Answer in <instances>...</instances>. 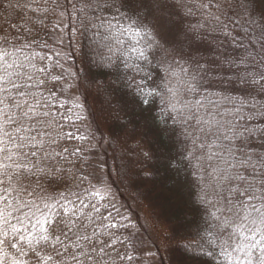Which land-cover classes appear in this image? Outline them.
Instances as JSON below:
<instances>
[{
  "label": "snow or ice",
  "instance_id": "6c2138e0",
  "mask_svg": "<svg viewBox=\"0 0 264 264\" xmlns=\"http://www.w3.org/2000/svg\"><path fill=\"white\" fill-rule=\"evenodd\" d=\"M65 18L111 53L83 91ZM96 143L188 189V264H264V0H0V264H142Z\"/></svg>",
  "mask_w": 264,
  "mask_h": 264
},
{
  "label": "trees",
  "instance_id": "16d2710c",
  "mask_svg": "<svg viewBox=\"0 0 264 264\" xmlns=\"http://www.w3.org/2000/svg\"><path fill=\"white\" fill-rule=\"evenodd\" d=\"M77 21L75 19L65 18L64 21V38L68 40V47L63 48L72 54L70 63L72 64V71L76 73L78 83L81 86V91L89 83L88 77L95 75L97 79H104L105 76L101 69L94 63L101 56H109L107 48L104 47V41H98V38H92L91 33L87 35L74 31V26ZM70 33V34H69ZM75 42L72 44V42ZM54 71H58L55 70ZM106 71V70H105ZM95 105V101H92ZM95 129V124H93ZM103 126L96 131V141L101 139V132H104ZM95 143V142H94ZM106 145V146H103ZM98 146L103 150V156L108 158L107 167L113 169V176L110 179L116 181L113 186L114 191L119 190L124 194L120 199L118 206L127 205L125 212L128 213L132 222L140 226V236L143 240L142 246V264H188L187 253L182 248L177 247L176 241L171 237L174 235V230L183 228V221L186 213L190 212L191 199L186 187H180L177 182L169 177L161 176L154 187L149 188L144 192V195L138 199V189L122 185L120 178L115 175L116 165L119 160H114L115 155L113 148L108 143ZM96 146V151L99 149ZM102 150L100 152L102 153ZM126 196L140 207H145L149 212V221L153 227H163L167 233L163 236L161 245H154L148 242V235L142 225V219L138 217L137 213L125 201ZM119 197V194H118ZM124 211V210H123ZM150 245V248H149ZM153 246V247H152ZM155 247V248H154Z\"/></svg>",
  "mask_w": 264,
  "mask_h": 264
},
{
  "label": "rangeland",
  "instance_id": "374dc122",
  "mask_svg": "<svg viewBox=\"0 0 264 264\" xmlns=\"http://www.w3.org/2000/svg\"><path fill=\"white\" fill-rule=\"evenodd\" d=\"M70 34V33H69ZM72 44H74L75 46V42L73 41ZM64 47L67 48L68 47V40H66V36L64 38ZM98 141V140H97ZM96 146L99 148L98 143H96ZM106 146V145H103ZM100 150L102 149H98L97 152L99 154V159L101 160H106L109 161L108 158L103 156V150L102 153L100 152ZM114 191V189H113ZM115 192V197H116V203L118 204L120 202V199L122 196L124 197V194L122 192H120L119 190L114 191ZM119 194V197H118ZM125 201L129 204V206L137 213L138 217L142 219V225L145 228V231L148 235V242L153 243L154 245H161L162 241H163V236L167 233V230L163 227H153V225H151L150 221H149V212L147 209H145V207H140L137 206L132 200L131 198H129L128 196H126ZM119 205V204H118ZM127 208V205L122 206V210L125 211V209ZM153 247V246H152ZM150 248V245H149ZM155 248V247H154ZM158 263L161 264L160 260L158 261Z\"/></svg>",
  "mask_w": 264,
  "mask_h": 264
}]
</instances>
